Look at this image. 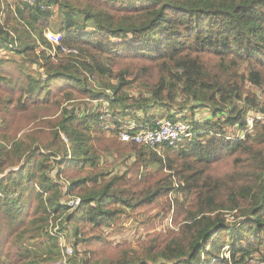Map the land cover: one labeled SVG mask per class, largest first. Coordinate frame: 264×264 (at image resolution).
Here are the masks:
<instances>
[{
    "label": "trees",
    "instance_id": "16d2710c",
    "mask_svg": "<svg viewBox=\"0 0 264 264\" xmlns=\"http://www.w3.org/2000/svg\"><path fill=\"white\" fill-rule=\"evenodd\" d=\"M1 48L0 264L57 261L58 218L73 264H264V0H0ZM189 117L164 155L117 136Z\"/></svg>",
    "mask_w": 264,
    "mask_h": 264
},
{
    "label": "built area",
    "instance_id": "2783aa9c",
    "mask_svg": "<svg viewBox=\"0 0 264 264\" xmlns=\"http://www.w3.org/2000/svg\"><path fill=\"white\" fill-rule=\"evenodd\" d=\"M29 2H34L35 0H27ZM44 7V4L41 5ZM46 37L50 40L52 46L50 52L54 57L58 55H75L78 53L77 48H72L64 45L62 43L63 34L61 32L54 31L52 29H47L45 31ZM110 92V90H108ZM109 105L108 102L105 103ZM202 121V119H201ZM196 120L193 119H170L162 118L156 120L153 124H146L141 126L139 130H129L122 129L118 132L122 140L127 142H138L145 145L153 147L159 154L164 155L166 146H175L178 142L182 141L185 138H191L197 134H201L203 130H196ZM114 125H107L106 131H111ZM131 127L137 126L135 123L130 124ZM248 129L251 131L253 129V117H250ZM237 135L230 134L229 137H244L247 130L239 131L237 130ZM64 139L68 141V136L62 133ZM65 193L67 197L63 200V203L69 206V210L75 209L81 203V197L74 195L70 192L69 183L65 182ZM61 219L58 218L56 221L52 220L49 226L50 233L58 237L59 248L61 256L52 264H73L70 257L75 253L74 245L65 240L64 228L61 224ZM162 226L161 228H164ZM86 257L80 259L77 264H85ZM87 264V263H86Z\"/></svg>",
    "mask_w": 264,
    "mask_h": 264
},
{
    "label": "rangeland",
    "instance_id": "374dc122",
    "mask_svg": "<svg viewBox=\"0 0 264 264\" xmlns=\"http://www.w3.org/2000/svg\"><path fill=\"white\" fill-rule=\"evenodd\" d=\"M106 106H108V104H106ZM198 111H199L198 118L201 117V119L209 118V116L211 114L210 110L208 111L207 108H205V109H199ZM185 113H187V115L189 116V114L191 112L188 110V111H185ZM193 118H195V117H193ZM188 119H191V117H189ZM226 128L229 129V127H226ZM238 129H240V128H236L235 127L234 128V131L231 130L230 133H229V131H228V133L235 136V135L238 134V132H237ZM252 132H253V130H252ZM108 159H109V161H112L113 160V157L110 156V158H108ZM130 160H132V159L130 158ZM116 169L117 170L123 169V166H122V164L120 162H118L116 164ZM56 173H57V168L52 171V174L53 175L56 174ZM64 189H65V187H64ZM144 219H145V216L144 215H141V216H135V215L126 216L125 219H124V222H123L124 223L123 227L121 229H119L117 232H115L114 234H112L110 236L111 237L110 240L111 241H115V242H119V241H130L133 246H136L137 241L140 238V234H137L136 230H137V227H139L141 225V223H142V221ZM171 225H173V227L177 228V226L174 225L172 218L170 217L162 225H159L157 228L152 229L149 232H152L154 230L160 229V227H162V226H165L166 227V226H171ZM62 227L65 229L64 230L65 240L67 242L71 243L72 245H74V248H75V246H76L75 245V238H74L73 235H71V232H70L71 228L64 227V226H62ZM141 228H142V230H144L145 229V226L142 225ZM144 233L146 234L148 232L145 230ZM38 245H39V242H36L35 243V246H38ZM75 251H76V249H75ZM75 254H76V252L73 254V256ZM81 254L84 257H86L87 253H86L85 249L81 252ZM87 258H88V255H87Z\"/></svg>",
    "mask_w": 264,
    "mask_h": 264
},
{
    "label": "crops",
    "instance_id": "0c3cea01",
    "mask_svg": "<svg viewBox=\"0 0 264 264\" xmlns=\"http://www.w3.org/2000/svg\"><path fill=\"white\" fill-rule=\"evenodd\" d=\"M0 53L1 54H10L9 51H7L6 49H3V48L0 49Z\"/></svg>",
    "mask_w": 264,
    "mask_h": 264
},
{
    "label": "bare ground",
    "instance_id": "6f19581e",
    "mask_svg": "<svg viewBox=\"0 0 264 264\" xmlns=\"http://www.w3.org/2000/svg\"><path fill=\"white\" fill-rule=\"evenodd\" d=\"M136 127V126H135Z\"/></svg>",
    "mask_w": 264,
    "mask_h": 264
}]
</instances>
